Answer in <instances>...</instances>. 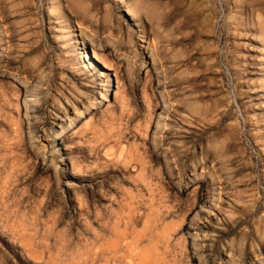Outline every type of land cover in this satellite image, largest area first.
Segmentation results:
<instances>
[{
  "label": "rangeland",
  "instance_id": "obj_1",
  "mask_svg": "<svg viewBox=\"0 0 264 264\" xmlns=\"http://www.w3.org/2000/svg\"><path fill=\"white\" fill-rule=\"evenodd\" d=\"M194 1L0 0V264H264V0Z\"/></svg>",
  "mask_w": 264,
  "mask_h": 264
},
{
  "label": "bare ground",
  "instance_id": "obj_2",
  "mask_svg": "<svg viewBox=\"0 0 264 264\" xmlns=\"http://www.w3.org/2000/svg\"><path fill=\"white\" fill-rule=\"evenodd\" d=\"M196 2L194 1V0H189V4H188V8H189V10L192 12V11H194V9H195V4ZM199 12L200 13H203V10L200 8L199 9ZM244 14V13H243ZM127 15H129V16H131V18L134 20L135 19V16H136V13L135 12H133V11H130V12H128L127 13ZM64 18V17H63ZM131 19V20H132ZM64 20L66 21V22H68V19L65 17L64 18ZM137 21V20H136ZM190 20H188V22H189ZM134 26H136V25H134ZM70 28H71V30H70V32L73 34V33H78L79 34V36H83L84 37V40H85V43H80L83 47L84 46H86V45H89V46H91L92 47V43H93V41H91L89 38H86V35H85V33L84 32H82L81 30H80V28L78 29V30H75V28L73 27V26H70ZM138 29V28H137ZM78 37V36H77ZM194 37V36H193ZM208 37V36H207ZM239 37H243V36H239ZM71 38H72V36H71ZM191 38H192V36H191ZM259 38H260V40H261V42L263 43V45H264V36H259ZM244 39H245V41H246V43H252V40H250V39H248V38H246V36H244ZM236 40V39H235ZM195 41V40H194ZM195 43V42H194ZM189 44V43H188ZM187 44V45H188ZM254 53V52H253ZM82 54H83V56H82V61H83V65H84V67L85 68H87V70L91 67V64L90 63H88L86 60L87 59H89L88 58V56H86V52H85V49H84V51L82 52ZM193 55H195V54H193ZM197 55V54H196ZM201 55V54H200ZM203 55V54H202ZM201 55V56H202ZM205 55V54H204ZM259 56V55H258ZM98 62L100 61V60H97ZM151 61V60H150ZM187 62V61H186ZM261 62V61H260ZM246 63V62H245ZM252 63V62H251ZM250 63V64H251ZM145 67V66H144ZM257 70V69H256ZM251 71V70H250ZM253 71V70H252ZM217 74V73H216ZM202 77V76H201ZM240 78H242V76L240 77ZM256 78V77H255ZM110 81V80H109ZM190 81V80H189ZM193 82V81H192ZM243 85V84H242ZM29 86V85H28ZM241 87V86H240ZM239 87V88H240ZM27 96V95H26ZM250 96V95H249ZM204 97V96H203ZM243 97H245V96H243ZM102 100H104V98L102 97ZM250 103V102H249ZM159 109V108H158ZM261 109V108H260ZM82 114H79V116H81ZM75 117H78V116H76L75 115ZM194 118V117H193ZM195 119V118H194ZM197 120V119H196ZM72 122H73V120H72ZM159 120H158V123H157V128H158V126H159ZM165 123V122H164ZM192 123H194V122H192ZM153 129H155V128H153ZM187 135V134H186ZM194 135V134H193ZM185 138H187V137H185ZM154 139V136L152 137V140ZM186 140V139H185ZM188 143V142H187ZM149 145H150V143H149ZM148 145V146H149ZM163 158V157H162ZM201 165V164H200ZM208 180V179H207ZM202 183V182H201ZM200 183V184H201ZM186 185V184H185ZM203 186V185H202ZM188 187V186H187ZM185 189V188H184ZM202 198V197H201ZM202 200L203 201H206V202H208V200L205 198V197H203L202 198ZM200 201V200H199ZM208 204V203H207ZM207 208V207H206ZM208 209H210V208H208ZM211 211V210H210ZM213 211H215V210H213ZM215 215V214H214ZM220 215H221V213H220ZM224 216V215H223ZM221 217V216H220ZM211 219V218H210ZM217 219H218V217H217ZM205 220V219H204ZM214 220V219H213ZM212 220V221H213ZM215 221H216V219H215ZM187 225V224H186ZM188 225L190 226V227H193V228H195L196 227V225H197V223L194 221V220H191V221H189V223H188ZM208 225V224H207ZM211 226V225H210ZM188 227V226H187ZM208 228V227H207ZM193 230H195V229H193ZM200 230V229H199ZM202 255V254H201Z\"/></svg>",
  "mask_w": 264,
  "mask_h": 264
}]
</instances>
